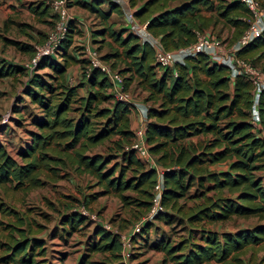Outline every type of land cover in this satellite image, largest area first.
Listing matches in <instances>:
<instances>
[{
  "label": "trees",
  "instance_id": "trees-1",
  "mask_svg": "<svg viewBox=\"0 0 264 264\" xmlns=\"http://www.w3.org/2000/svg\"><path fill=\"white\" fill-rule=\"evenodd\" d=\"M73 2L99 18V25L90 29L91 40L108 45L113 41L117 45H110L100 58L110 61V67L122 75L124 89L134 86L144 91L143 99L149 102L144 112V142L161 166L162 176L161 209L153 218L167 223L177 220L187 229V234L174 242L160 236L153 238L150 245L162 252L164 262L171 264L242 263L240 256L245 251L258 244L264 246V175L257 174L264 172V88L257 97L256 127L250 121L252 85L244 75H231L226 66L210 61L202 52L163 67L155 62L154 46L148 40L125 27H114L109 17L121 12L117 3L107 0L102 7L103 0ZM128 2L134 8L133 16L145 22V29L158 38L165 50L193 42L197 32L205 33L218 19L232 28L233 42L247 27L249 17L248 9L239 0H218L216 4L214 0ZM29 9L39 19L50 17L53 25L55 14L48 4L38 2ZM207 11H211L210 15H206ZM74 22V18L68 21L65 36L55 50L61 61L52 54L41 56L21 87L43 113L34 118L37 130L29 132L30 141L19 149V160L0 144V191L6 194L9 187L28 191L71 166L93 176L101 187L90 194L92 198L113 192L140 217L152 204L156 170L137 158L132 149L125 148L134 135L130 128L131 107L113 97L110 82L98 68L85 69L74 84L66 82L67 67L74 60L69 48L80 49L73 44L77 32ZM0 37L22 51L34 50L29 43ZM107 37L110 41H106ZM236 53L264 71V28ZM81 60L87 65L86 57ZM43 67L50 69L44 73L47 78L37 72ZM22 69L0 59V77L13 76ZM85 84L86 91L78 93ZM106 101L109 105H102ZM105 140L111 141L122 163L107 168L110 154L88 152ZM222 161L226 169L208 167ZM83 204L87 201L83 200ZM68 207L65 204L66 211L57 219L65 235L86 220V216ZM15 216V224L10 226L17 237H11L0 260L7 264H48L43 257L44 240L35 236L42 226L35 222L32 225L24 215ZM232 216H254L257 223L232 230L206 226ZM149 225L145 221L141 230L146 232ZM85 250L78 264L85 262L86 254L94 252L104 254L99 264H124L118 232L101 224L92 226ZM263 260L264 254L259 264Z\"/></svg>",
  "mask_w": 264,
  "mask_h": 264
},
{
  "label": "rangeland",
  "instance_id": "rangeland-1",
  "mask_svg": "<svg viewBox=\"0 0 264 264\" xmlns=\"http://www.w3.org/2000/svg\"><path fill=\"white\" fill-rule=\"evenodd\" d=\"M73 1L67 0L66 2L70 15L82 19L89 28L99 25L100 21L97 16ZM112 1L121 7L120 13H112L109 17L110 20L114 21L115 28L125 27L127 31L138 35L140 39H147L152 43L156 42L155 36L145 33V28L141 26L142 21H139L136 17L130 18L126 15L127 11H133L134 9L129 5L128 0ZM217 1L214 0L213 3L216 4ZM38 2L48 4L49 0H0V36L29 43L35 49V46L40 44L38 41L42 35H46L52 29L50 17L45 16L39 19L29 9V6L37 5ZM214 15L213 12L212 16L214 17ZM221 21L218 19L213 25L212 33L208 34V36L215 37L220 41L219 54L227 52L228 46L231 44V42L222 39L226 29L223 28ZM106 39V41H110L108 37ZM73 44L80 47V49L72 50L70 48L69 50L73 54L74 60L70 61L71 63L65 73L67 78H70L69 81L66 80L68 84L69 82L76 83L81 78L82 72L88 69L86 63L81 60L85 57L81 45H88L95 49L100 57L110 50V45L112 48H117L116 43L113 41H110V45H108L91 40L90 36L85 39L80 33L74 35ZM55 50L51 54L54 59L61 61ZM33 54L34 50L22 51L12 44H6L0 37V59L4 63L23 67L21 72H17L13 76L0 77V144L16 160H19V149L30 141L29 132L37 130L34 118L43 113L41 108L36 103L29 101L28 96L23 94L21 90L22 85L27 81L28 74L32 72L36 65H31ZM109 63L110 61H108ZM37 72L46 77L44 73L50 72V69L43 67L38 69ZM83 87L86 91L88 86L85 84ZM128 89L137 100L139 113L143 114L146 104L149 103L143 99L145 92L134 86H130ZM102 105H109V102H103ZM139 126L138 123L135 128ZM88 152L104 156L110 154L111 158L106 164L107 168L114 166L116 163H122L119 153L113 150L110 140H105L103 143L89 148ZM208 167L214 170L225 169L227 164L222 161L208 165ZM156 168L159 170L161 166L157 163ZM115 172H117V169ZM58 174L59 176L54 179L45 180L43 185L28 191L14 190L11 187L7 189L6 194L0 191V202L3 209H0V256L6 252L7 245L12 241V238L17 237V233L10 226L15 224V215H24L31 220L32 225L35 222L42 226L35 236L44 240L45 254L43 257L48 264H78L80 256L86 252V237L90 234L94 224L107 221L118 233L129 234L135 222L145 215L143 213L139 217L135 213L136 210L124 206L113 192L99 193L95 198H92L90 194L100 191L101 187L96 185L95 178L86 172H77L73 167L67 166L59 170ZM127 174H129L128 171ZM257 174L264 175V172L258 171ZM125 193L130 192L125 191ZM83 200L87 201L86 205L83 204ZM65 204H69V210L79 212L81 208L86 209L88 212L93 213L95 218L86 217V220L70 235L62 234L63 231L57 219L61 212L66 211ZM148 221L150 225L146 232L140 229L138 233L136 232L130 236L131 263L171 264L168 260L165 262L162 260V252L153 248L150 242L153 238L160 236L174 242L185 236L187 229L177 220L167 223L164 220L149 217ZM254 223H257L254 216H232L221 222L207 223L206 226L218 230H232L251 226ZM52 229H54V234H51ZM263 254L264 246L261 244L255 245L253 250H247L240 256L242 263L239 264H259ZM86 256L83 264H99V261L104 259V254L99 252L86 254ZM0 264L7 263L0 260ZM211 264L216 263L212 261ZM261 264H264V260Z\"/></svg>",
  "mask_w": 264,
  "mask_h": 264
},
{
  "label": "built area",
  "instance_id": "built-area-1",
  "mask_svg": "<svg viewBox=\"0 0 264 264\" xmlns=\"http://www.w3.org/2000/svg\"><path fill=\"white\" fill-rule=\"evenodd\" d=\"M67 0H49L48 5L52 13L55 14V19L52 25V29L48 32L44 38V41L35 46L34 54L31 59V65L34 66L37 60L43 55H50L54 49L57 48L59 42L65 36L67 31V23L73 18L69 14ZM243 3L249 12L247 20V27L239 35V37L231 42L228 46V51L219 54L221 49V43L215 37L208 36L203 32H197L196 38L193 42L177 47L173 50L163 49L157 42H149L154 46V60L159 65L166 67L171 66L175 61H182L185 56L195 55L197 52L206 54L210 61L220 63L226 66L231 75L239 73L249 79L252 85V104L250 108V121L254 126H258V111L256 107L257 97L260 89L264 88V71L260 68L252 65L250 61L239 56L236 51L245 43L250 41L253 37L258 36L264 28V3L258 0H239ZM126 15L130 18H134L132 10L126 12ZM142 28H145V22L142 23ZM147 35L151 34L145 29ZM147 40V39H146ZM85 57L87 59V68L96 67L110 82V91L113 97L128 103L132 110L138 111L137 100L133 93L129 89L123 88L122 75L110 65L103 61L97 54L96 50L84 46ZM145 112V111H144ZM134 135L128 146L133 150L135 156L143 161L148 167H152L156 170L157 182L154 186V193L152 197V204L149 210L140 217L137 222L132 226L129 234H119V240L121 242V259L124 264L131 263V246L130 236L138 232L145 221H148L149 217H153L154 213L161 209L160 205V189L162 185L161 168L157 170L156 160L147 150V146L144 142V126H139L133 129ZM79 212L92 219L95 218L93 213L88 212L86 209H79ZM102 227L105 229L115 231L109 222H101Z\"/></svg>",
  "mask_w": 264,
  "mask_h": 264
},
{
  "label": "crops",
  "instance_id": "crops-1",
  "mask_svg": "<svg viewBox=\"0 0 264 264\" xmlns=\"http://www.w3.org/2000/svg\"><path fill=\"white\" fill-rule=\"evenodd\" d=\"M81 1H87V0H81ZM258 1L261 2V3H264V0H258ZM101 5H102V7H105L106 6L105 0H103V2H102ZM205 13H206V15H210L211 11H207ZM73 18L75 19V22H74L75 28L77 29V32L75 34L80 33L83 38L87 39L89 37V35H90V29H93L94 27L93 28H89L88 25H86L84 23V21H82V19L78 18L77 16H74ZM221 24H222L223 28L226 29V31H225L224 36L222 37V39H225V40H227V41L230 42L232 40V28L229 27L227 24L224 25L222 23V21H221ZM212 28H213V26L210 27L209 29H207L205 31V34L206 35L211 34L212 33V31H211ZM155 39H156V42L159 44L158 38L155 37ZM224 42H226V41H224ZM81 46H82V48L84 50V46L85 45H81ZM69 50H70V48H69ZM247 60H249V59H247ZM65 80H68V81L70 80L69 77L67 78V74H65ZM69 84H72V83L69 82ZM78 92H80V93L83 94L85 92L84 87H80L78 89ZM147 105H148V103L146 104V106ZM145 108L143 110V114L142 113H139L138 111L132 110V109L130 110L129 118H130V128L132 130L138 125V123H139L140 126H144L145 125V118H144ZM220 170H222V169H220ZM215 263L217 264V262H215Z\"/></svg>",
  "mask_w": 264,
  "mask_h": 264
}]
</instances>
